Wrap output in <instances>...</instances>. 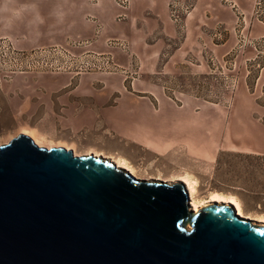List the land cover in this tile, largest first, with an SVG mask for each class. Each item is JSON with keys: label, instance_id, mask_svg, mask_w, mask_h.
I'll return each mask as SVG.
<instances>
[{"label": "water", "instance_id": "water-1", "mask_svg": "<svg viewBox=\"0 0 264 264\" xmlns=\"http://www.w3.org/2000/svg\"><path fill=\"white\" fill-rule=\"evenodd\" d=\"M190 201L180 182L19 134L0 146V264H264V225Z\"/></svg>", "mask_w": 264, "mask_h": 264}, {"label": "rangeland", "instance_id": "rangeland-1", "mask_svg": "<svg viewBox=\"0 0 264 264\" xmlns=\"http://www.w3.org/2000/svg\"><path fill=\"white\" fill-rule=\"evenodd\" d=\"M181 1L179 22L170 17L168 4L166 15L159 18V23L171 29L174 36L165 39V48L153 64L127 55L129 59L123 58L125 65H121L116 56L102 54L114 59L117 72L91 61L85 73L73 76L47 69L50 64L29 65V60L20 61V56L0 49V146L19 134L30 137L24 132L26 128L40 123L33 119L41 107L19 96L20 77L92 75L119 78L127 90L135 89L136 83L141 88L150 86L160 90L172 105L182 107V112L190 113L188 118L182 117V148L160 156L142 153L132 162L136 179L155 182L160 178L173 184L175 177L184 176L193 182L198 202L205 203L210 193L232 196L238 201L233 194L240 193L249 209L248 213L242 211L244 214L252 218L264 216V155L251 154H264V39L253 40L252 23L232 0H214L215 9L205 10L202 16L198 15L199 0ZM255 5L256 15L259 0ZM229 13L232 23L219 21L227 20ZM201 18L203 24L199 27ZM127 47L118 49L128 52V43ZM178 49H182V61L171 58ZM68 51L76 57L100 54ZM30 138L38 147H63L75 156L93 155L114 161L93 154L88 146L74 149L56 144L48 136Z\"/></svg>", "mask_w": 264, "mask_h": 264}, {"label": "crops", "instance_id": "crops-1", "mask_svg": "<svg viewBox=\"0 0 264 264\" xmlns=\"http://www.w3.org/2000/svg\"><path fill=\"white\" fill-rule=\"evenodd\" d=\"M168 1L131 0L130 8L123 10L115 0H35L44 22L32 28L26 17L11 31L0 33V40L10 41L21 52L64 47L77 54H111L121 65L131 55L153 64L165 48V39L174 36L159 23ZM232 1L252 23L253 40L264 39V0H259L256 15V0ZM215 6L214 0H199L198 15ZM219 21L231 22L230 13L227 20ZM202 24L201 18L199 27ZM110 41H126L128 52L110 46ZM84 42L88 45L73 46ZM171 58L182 61V49ZM18 92L22 100L41 107L33 119L40 123L24 131L32 138L48 136L54 143L74 149L88 146L93 154L122 160L132 168L142 153L160 156L182 148V117L188 118L190 112H182V107L172 105L150 86L141 88L136 83L135 89L127 90L116 77L26 75L20 77ZM251 154L264 155L260 151Z\"/></svg>", "mask_w": 264, "mask_h": 264}, {"label": "built area", "instance_id": "built-area-1", "mask_svg": "<svg viewBox=\"0 0 264 264\" xmlns=\"http://www.w3.org/2000/svg\"><path fill=\"white\" fill-rule=\"evenodd\" d=\"M117 6L123 10H128L130 8L131 0H115ZM170 11V17L174 18V22H179L178 19L182 15V1L181 0H171L168 4ZM125 16L120 17L123 19ZM84 43H74L73 46H80ZM112 47L121 48L122 50L128 49L127 43L125 41H111L109 43ZM0 49L7 51V53L14 54L15 56H20L21 60H29L31 65L32 63H37L40 66L49 65L46 67L51 71H64L73 76H77L85 73L87 67H90L91 61L99 65H108L104 66L112 69L114 72H117L119 67L115 63L114 59L108 55H91L88 54L83 57H76L72 55L67 48L64 47H49L44 49H38L31 52H19L15 50L8 40H0ZM103 66V65H102ZM100 68V67H99Z\"/></svg>", "mask_w": 264, "mask_h": 264}, {"label": "bare ground", "instance_id": "bare-ground-1", "mask_svg": "<svg viewBox=\"0 0 264 264\" xmlns=\"http://www.w3.org/2000/svg\"><path fill=\"white\" fill-rule=\"evenodd\" d=\"M97 155H101V154H97ZM85 156H87V155H85ZM113 163L117 166V168L124 169L127 172H129L131 175H133L134 177L136 176V171L132 167L127 165L126 162L119 160V159H114ZM159 179L160 178H157L156 181L158 182ZM172 181L173 182H180V183L184 184V187H185V189L188 193V196L191 200L189 208H190V210H192L194 212H197L201 208H203L207 205H210L212 203L230 205V206H233L235 208V213L240 218L250 220V221H252L256 224H259V225H264V216L258 217V218H252L251 216L244 214L242 212L240 204L238 203V201L234 197L225 196V195H222L219 193H210L207 200L205 201V203L203 202V204H202V203L198 202L197 200H195V197H194L195 187H194L193 182H191L189 179H187L184 176H177ZM172 181H170V182H172ZM161 182H163V181H161ZM164 183L171 184V183H168L167 181H165Z\"/></svg>", "mask_w": 264, "mask_h": 264}, {"label": "clouds", "instance_id": "clouds-1", "mask_svg": "<svg viewBox=\"0 0 264 264\" xmlns=\"http://www.w3.org/2000/svg\"><path fill=\"white\" fill-rule=\"evenodd\" d=\"M62 11L59 16L62 17ZM28 17L29 26L35 28L42 24L43 17L39 12L38 3L35 0H0V33L11 31L13 27Z\"/></svg>", "mask_w": 264, "mask_h": 264}, {"label": "trees", "instance_id": "trees-1", "mask_svg": "<svg viewBox=\"0 0 264 264\" xmlns=\"http://www.w3.org/2000/svg\"><path fill=\"white\" fill-rule=\"evenodd\" d=\"M218 157H219V155H218ZM217 157V158H218ZM246 157H251V155H247ZM260 161H263V159H260ZM261 167H262V165H261ZM235 197H237V199H238V203L240 204V207H241V209H242V211L244 212V213H248V208L245 206V201H244V199H243V195L242 194H240V193H238V194H233ZM258 195V194H257ZM257 195H256V197H257ZM232 197V196H231Z\"/></svg>", "mask_w": 264, "mask_h": 264}]
</instances>
